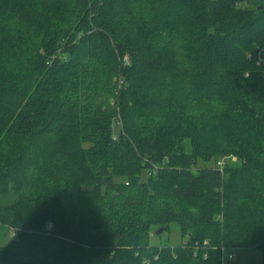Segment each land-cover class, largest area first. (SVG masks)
<instances>
[{
	"label": "trees",
	"instance_id": "1",
	"mask_svg": "<svg viewBox=\"0 0 264 264\" xmlns=\"http://www.w3.org/2000/svg\"><path fill=\"white\" fill-rule=\"evenodd\" d=\"M58 1L0 0V231L13 235L0 264H220L221 246L264 254V184L251 210L264 166V35L252 45L240 35L264 26V0H247L255 16L233 27L212 21L210 0H67L66 22L49 26L54 9L43 6ZM74 107L91 147L54 154L74 161L65 175L43 152L61 136L53 115ZM66 131L69 141L84 132ZM230 153L241 164L227 188L224 162L220 173L218 161H197ZM71 188L90 197L82 212L63 201ZM172 223L180 245H148L151 229ZM203 241L216 249L196 258Z\"/></svg>",
	"mask_w": 264,
	"mask_h": 264
},
{
	"label": "rangeland",
	"instance_id": "2",
	"mask_svg": "<svg viewBox=\"0 0 264 264\" xmlns=\"http://www.w3.org/2000/svg\"><path fill=\"white\" fill-rule=\"evenodd\" d=\"M210 1L212 2L207 4L206 10L209 13L210 17L212 18V21L215 23H220L222 25L232 26V27L239 26L240 24L245 22L247 19L251 18L252 15H254L255 8L253 4L254 5L258 4V9H260L262 6V3L259 0H253V1L250 0L253 4L248 7H246L247 0H210ZM67 2H68L67 0H62V1L54 2L53 5L51 6H49V4L43 6L48 11H51L50 9L52 8V6L54 9L52 13L48 15L47 20H46L49 26H55L57 24H64L66 22L67 17H68V15H66V11H64L66 10V6L64 7V10H63L64 13L61 11L59 6L65 5L67 4ZM238 3H241L240 8L238 7ZM263 31H264V26L262 25L257 26V24H253L252 26L248 28V30H246L245 32H242V34L240 35L242 36V38H246L249 42H252L251 43L252 45L255 43V38L259 39L260 37L264 35ZM258 33H262V34L256 37ZM242 38H237L233 42V44L234 45L238 44ZM122 89L123 87H116L114 95L117 94L116 91L119 92ZM83 103H85V100H83ZM221 105H222L221 101H216V103L208 105V109H210L211 112H214L216 109H218V107H221ZM79 112L80 110L74 107L73 110L71 111L72 116L69 118L66 117L63 120L58 118L59 115H53V118H52L53 120L49 125V131L52 134L61 132V136L56 141V145H55L56 150L54 151V153L52 152L53 151L52 146L46 148L43 152V155L45 158L50 157L52 155V159L58 160L59 162L60 161L63 162L62 165L60 164L62 168L61 173H64L65 175H69L70 173L73 172L72 166H75L74 161H67V160L65 161L64 157L63 159H62V156L55 157L54 154L56 152H59V153L64 152L65 156H68L69 154H73V153L75 154H78L79 152L83 153L85 150L91 147L89 143L90 141L89 135H91L92 133L87 132V129L85 127L86 122L81 119V116L80 115L76 116ZM194 112H196V108L193 109V113ZM105 114H107L105 111H100L98 116L105 115ZM71 118H72V121H71ZM119 126L120 124H119V120L117 116L113 123L114 135L118 132ZM69 129L71 130L74 129L75 131H84V132L79 133V136L73 133L72 137L74 138H72L69 141L67 137V131H66ZM185 142H186L185 143L186 152H189L190 144L188 141H185ZM40 145H41V142L36 143L37 148H39ZM35 152L36 151L27 150L25 153L26 155H28V157H33L34 161L35 160L42 161L38 157L40 154L37 153L38 156H36ZM231 154L232 153L225 155L223 156V158L219 160L209 158L207 159L208 161L205 160L204 162V161L198 160L197 162L202 166L211 167V169L213 170L218 169L220 173L223 169V166L218 167V163L223 164L224 162L225 167L228 169V171L225 174L226 181L223 186L228 188L231 185V180L229 179L231 170L239 168L240 166L239 164H241V161ZM216 163H217V167L215 166ZM261 167L255 179L252 180V185L253 184L256 185L253 190L254 199H253V205L251 207L252 208L251 210L254 212L258 210V186L259 184L261 185L264 184V166H261ZM222 176L223 175H221V177ZM84 200L88 201L90 200V197L85 196V195L83 196L77 193V190L74 188L69 189L68 196H65L63 199L66 205L70 207L78 208L80 212H82L83 208L86 207V205L82 203ZM220 208L223 209V207L221 206ZM157 230L151 229L150 231V235L148 238V245L151 247H174V246L180 245L183 240L180 227L175 223L168 225V228L164 230L161 234H155ZM254 237L255 239L257 238L256 235ZM12 238H13V235L11 231L7 232L6 234L4 233L3 230H1L0 231V246L1 245L5 246V244H7L8 242L10 243V240ZM252 242H253L252 244L253 246L258 243L255 241H252ZM255 249L254 250L253 249L237 250L235 252L234 261L230 262L229 264H264V254H261L258 250H255ZM227 254H228L227 252L224 253L225 256Z\"/></svg>",
	"mask_w": 264,
	"mask_h": 264
},
{
	"label": "built area",
	"instance_id": "3",
	"mask_svg": "<svg viewBox=\"0 0 264 264\" xmlns=\"http://www.w3.org/2000/svg\"><path fill=\"white\" fill-rule=\"evenodd\" d=\"M222 163H218V167L222 166ZM216 248H213L210 246L208 241H203V242H197L192 246V253L193 256L196 258H202V259H206L207 257V252H209V250H215ZM219 252H220V264H228L229 262H231L234 259V249H230L228 250L227 248L221 246L219 248ZM227 252L228 254L225 256L224 253Z\"/></svg>",
	"mask_w": 264,
	"mask_h": 264
},
{
	"label": "water",
	"instance_id": "4",
	"mask_svg": "<svg viewBox=\"0 0 264 264\" xmlns=\"http://www.w3.org/2000/svg\"><path fill=\"white\" fill-rule=\"evenodd\" d=\"M164 231V228H159L155 234H161Z\"/></svg>",
	"mask_w": 264,
	"mask_h": 264
},
{
	"label": "crops",
	"instance_id": "5",
	"mask_svg": "<svg viewBox=\"0 0 264 264\" xmlns=\"http://www.w3.org/2000/svg\"><path fill=\"white\" fill-rule=\"evenodd\" d=\"M236 251H237V250H236ZM236 251H235V252H236ZM235 252H234V259H235ZM234 259H233L232 261H234ZM232 261H231V262H232ZM229 263H230V262H229ZM229 263H228V264H229Z\"/></svg>",
	"mask_w": 264,
	"mask_h": 264
}]
</instances>
